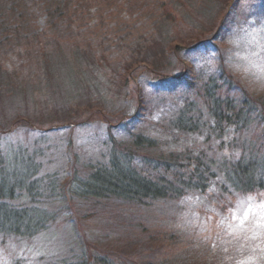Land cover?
Segmentation results:
<instances>
[{"label":"trees","instance_id":"trees-1","mask_svg":"<svg viewBox=\"0 0 264 264\" xmlns=\"http://www.w3.org/2000/svg\"><path fill=\"white\" fill-rule=\"evenodd\" d=\"M75 1L0 0V44L11 34L8 42L21 41L25 57H32L37 46L42 83V87L34 86L27 80L21 87L23 80L17 78L15 87L6 88L10 83L4 75L11 78V71L5 74L0 62V95L17 89L33 97L44 90L49 93L45 101L54 100V67L64 61L74 72V95L61 105L71 101L92 107L103 99L102 105L111 107L118 102L117 109L111 107L116 111L113 117L105 118L109 127L104 151L101 158L79 165L81 168L73 165L63 187L45 177L41 181L33 170L30 176L37 178L35 187L41 185L47 192L37 191L36 198L33 190L21 185H13L9 191L5 183L0 184V202H14L10 207L16 212L38 200L45 208L37 218L30 217L26 226L1 222L0 235L29 240L47 236L51 228L68 227L66 244L44 251L37 262L137 264L134 260L141 253L133 257V252L125 250H98L88 238L89 230L101 225L102 231L118 230L129 237L133 227L157 240L169 229L170 220L178 217L167 214L182 202L205 201L210 211L224 214L238 197L264 190V91H249L247 80L233 73L229 58L236 45L242 52L238 57L246 61L258 55L247 22L260 13L258 6L264 0H210L208 6V0H126L130 3L125 10L131 38L120 57L97 56L86 41L65 43L67 35L75 34L69 20ZM36 9L45 16L38 29L34 26ZM211 13L215 19L209 21ZM134 16L150 18L153 30L137 29ZM239 16L243 19L236 21ZM256 25L263 27L264 20ZM202 31L207 33L197 37ZM115 76L119 78L113 80ZM129 83L135 84V92L121 95L117 85L127 90ZM113 84L117 90L110 94ZM156 93H163L168 101L166 110L157 115L150 110L149 100ZM72 118L64 123L77 120ZM6 160V155L0 156L1 168ZM57 174L62 176L60 181L66 177ZM56 189L61 190L60 195L51 197ZM22 195H26L23 201ZM56 199L57 208L44 205L48 200L54 204ZM167 203L173 206L169 208ZM88 211L94 213L92 219ZM87 217L93 222L86 221ZM57 222L61 224L57 226ZM87 225L93 226L87 229ZM149 261L145 255L139 264H151Z\"/></svg>","mask_w":264,"mask_h":264},{"label":"rangeland","instance_id":"rangeland-1","mask_svg":"<svg viewBox=\"0 0 264 264\" xmlns=\"http://www.w3.org/2000/svg\"><path fill=\"white\" fill-rule=\"evenodd\" d=\"M128 2L126 3V0L75 1L69 12L72 17L69 20L72 23L73 32L76 35L79 33V37L76 38L75 34L73 37L67 35L65 43L83 44L86 41L91 44L97 56L101 54L106 57L122 56L126 49V42L128 38H131L127 26L129 24L127 19L130 18L125 10L130 5ZM209 3L210 0L206 1V6ZM258 8L260 13L257 11L247 22V25L252 28L253 40L257 43L258 55L249 56L248 58L253 59L246 61L238 57L242 52L240 53L241 48L236 45L229 51V58L230 68L243 81L247 80L248 90L263 92L264 26L258 28L256 23L264 20V4H260ZM34 12L37 14L34 26L37 29L42 28L45 16L40 10L36 9ZM209 19V21L214 20L215 14L211 13ZM235 19L238 21L243 18L239 16ZM134 22L137 29L141 28L144 32L153 30L154 25L150 18L134 16ZM228 31L233 34L231 29ZM123 33L126 37L122 36ZM206 33L202 31L197 37ZM10 35L0 44L2 70L5 74L11 71V78L4 75L5 81L9 79L10 83L6 88L15 87L18 84L17 78L23 80L19 83L21 87L28 83L27 80L34 86L42 87L39 80L41 64L37 46L34 47L32 57H25L21 52L23 49L21 41L8 42ZM118 43L122 44L121 49H117ZM242 47L245 48L243 45ZM65 56L69 58L66 51ZM58 66L60 68L55 66L53 71L56 90L52 94L56 102L45 101L49 99V93L44 94V90L41 91L42 94L37 91L33 97H26L23 91L20 92L17 89L10 92L11 94L0 95V156H7L4 166L0 167V184L5 183L9 191L13 185H21L24 189L33 190V196L36 198L37 191L39 193L42 189L44 194L47 192L41 185L36 188L38 182L34 179L40 178L42 181L45 177V179L55 180L63 187L68 181L73 165L78 164L75 167L81 168L79 165L96 161L103 154V141L109 127L105 118L113 117L118 102L114 101L110 105L115 109L106 104L102 105L103 99L98 101L100 105L92 103V107L83 103L77 105L71 101L61 105L74 95V88L71 85L74 72L68 69L70 66L64 61ZM118 78L115 76L113 80ZM111 87L110 94H113L117 90L116 84ZM117 87L121 95L125 92L130 94L135 92L134 83L127 84V90L123 88L124 86L117 85ZM149 98L150 110L153 114L157 115L166 110L168 101L163 93L150 95ZM72 116V119L77 120L65 124L64 122L69 121ZM17 122L22 123L12 131L4 132ZM119 135L117 133V136ZM33 170H37L35 173L37 178L32 179L30 174ZM57 172L66 177L60 181L62 176H58ZM60 191L54 190L51 197L60 195ZM25 196L22 195V201L25 200ZM203 202L205 201L189 200L171 209L172 212L167 215L178 214V217L170 220L169 229L157 240L145 235L144 232H138L133 227L129 232L130 236L126 237L118 230L102 231L101 225L95 228L97 230H89L88 238L92 245L98 247V250L112 252L125 250L133 252V257H136V253H141V256L138 255L136 261L134 260L137 264L145 255L152 261H149L151 264H264V190L238 197L234 201V206L224 214L210 211L211 207ZM10 203L14 202H0V223L19 224L21 222L22 226H26L30 217L37 218L45 212V208L41 206V200L29 203L19 212L13 210ZM56 203H58L57 199L54 200V204L48 200L44 205L51 204L52 207L48 208L53 209L58 207ZM109 203L115 204L114 201ZM172 206V203H167V207ZM86 209L92 210L90 207ZM167 211L168 209L164 210V213L166 214ZM22 212L28 214L27 217H22ZM89 216L92 219L94 213H89ZM89 220L87 217L86 221ZM90 222L93 221L90 220ZM60 224L57 222V226ZM87 226V229H91L93 225ZM162 229L165 230L163 227ZM47 231V236L39 235L29 240L17 236L0 235V264H42L43 262H37V257L44 251L61 249L67 242L69 228H51ZM45 237H49L48 240Z\"/></svg>","mask_w":264,"mask_h":264}]
</instances>
